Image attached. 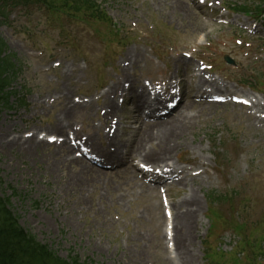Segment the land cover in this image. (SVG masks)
Wrapping results in <instances>:
<instances>
[{"label": "rangeland", "instance_id": "374dc122", "mask_svg": "<svg viewBox=\"0 0 264 264\" xmlns=\"http://www.w3.org/2000/svg\"><path fill=\"white\" fill-rule=\"evenodd\" d=\"M156 1L158 5L149 0H97L109 21L119 29L115 37L118 41H114L118 47L116 44L110 46L113 24L106 30L102 23H85L80 15L68 16L65 9L18 7L0 23L5 52L21 63L10 90L17 93L20 90L26 95L25 105L19 106L17 98L22 93L12 91L9 103L12 107L0 113V177L4 182V194L10 197L11 209L19 223L62 258L77 255L80 261L90 264H171L164 261V256L167 252L174 256L175 246L170 240L172 226L167 225L170 218L161 215V209L158 211V196L145 195L132 183L126 184L122 178L127 174L110 180L101 176L98 182H87L94 189L99 187L104 191L106 186L111 191L101 194L97 190L80 201L60 191L61 183L70 180L79 167L63 168L61 183L54 173L43 174L54 161L47 156L53 149L51 145L38 148L36 153L8 145L7 141L13 138L16 140L12 143L21 136L25 138L23 131L31 128H35L37 134L32 135L38 138L47 133L43 129L52 125L59 110L54 102L59 87H68L76 101L93 99L95 105L101 106L103 99L97 102L98 96L106 89L105 85H110L120 75L119 62L128 51L141 53L139 68L133 75L146 83L163 79L170 69L173 72V59L179 54L187 57L196 68L212 63L218 74L213 75V70L212 73L207 69L201 71L206 77L226 84L233 94L247 90L237 80H249L254 74L264 79V25L254 23L251 15H235L225 10L230 3L253 4L255 0H207L204 10L186 0L188 11L192 12L190 17L184 16L170 0ZM241 25H251V30ZM121 38L124 43L119 45ZM108 46L109 51L105 52ZM225 54L234 60L235 67L225 63ZM185 68L180 64L176 78H179L177 82L183 80V90L188 91L193 72L184 75ZM248 68L254 72H248ZM127 85L124 89H128ZM135 91L140 92L138 87ZM130 96L128 90L117 94L115 134L122 140L132 137L137 126L130 123L135 114V100ZM261 103L264 107V99ZM245 110L225 103L208 116L207 112L199 114L190 127L189 140L193 143L187 142L173 156L177 165L200 176L195 189L202 211L192 234L193 256L188 264H207L202 241L210 236L213 239L211 247L231 251L237 241L234 229L229 226L231 218L241 221L240 211L247 205L254 210L248 218L255 213L264 215V128L255 129L246 120ZM262 112L264 116V110ZM101 118L98 110L97 115L92 114L91 121L97 125ZM72 123L83 126L84 130L88 121L76 117ZM197 161H201L203 167H199ZM188 189L181 185L167 189L164 203L171 214L170 204L183 198ZM213 190L219 194L232 190L240 193L237 204L230 209V216L224 207L215 206L227 219L214 231L207 218L208 193ZM164 236L168 249L164 246ZM238 256L243 257V254ZM173 262L176 264L179 260ZM260 262L264 264L263 260Z\"/></svg>", "mask_w": 264, "mask_h": 264}, {"label": "bare ground", "instance_id": "6f19581e", "mask_svg": "<svg viewBox=\"0 0 264 264\" xmlns=\"http://www.w3.org/2000/svg\"><path fill=\"white\" fill-rule=\"evenodd\" d=\"M149 1H151L152 4L158 5L156 0ZM170 2L177 9H180V12H183L184 16L190 17L192 15V12L188 11V3L186 0H170ZM185 4L187 6H185ZM158 8L160 11H163L160 7ZM175 20L178 21L176 18ZM198 27L199 26H196L197 29ZM140 55L141 53L136 51L123 53L120 62V76L98 97L97 102L100 101V98L103 99L99 107L95 105L93 99L87 102L74 101L68 87H59L56 90L57 96L54 98V102L59 105V110L56 112L52 125L44 130L49 134H54L63 139H58L51 143L48 142L49 139L39 140L38 135L29 134V137L22 138L21 136L16 143H12V141L16 140L14 138L7 142L9 146L12 145L11 147L21 146V149L23 148L28 153L33 150L36 153L38 148H46V146L51 145L53 149L47 153V156L54 158V161L47 167L46 172L43 171V174L52 175L54 173L57 175L60 183L62 182L61 171L63 168L66 166L70 167L71 165L79 167L78 171H74V175L70 180L61 183L60 191H64L66 195L72 194L80 201L89 198V196L97 190H99L101 194H104V191L107 194L111 191H108V187L106 186L104 187V191L99 187L94 189L90 187L87 182L96 181L101 176H104L106 180H110L113 179L112 177L114 176L119 177L121 174H127V177L129 176L128 178L121 177L123 180L125 179V181H127V183L125 182L126 184L132 183L140 188L145 195L151 193L158 196V211L161 209V215H163L165 206L162 201V196L167 195L166 193L168 192L164 190V188L170 185H181L183 189H188L187 186H190L188 193H186L183 198L170 204L173 213L169 224L172 225L173 234L171 240L173 246H175V254L171 256L170 252H167L164 256V261L166 263L174 264L173 261L176 262V260H179L176 264H188L193 256L191 251V246L194 245L192 234L198 226L199 214L202 211V204L195 189V183L199 181L200 176L197 173H192L193 170L185 169L177 165L173 160V156L176 152L181 150L187 142L193 143L189 140L190 127L194 124L195 119H198L199 114L207 112L208 116L216 112L219 106L224 104V101L202 97L204 93L200 95L202 98L199 99H197L198 96L189 95L187 99L176 108L171 116L160 120L155 117H153L155 119H152L150 115L147 116L143 114L142 109L145 107L152 108L153 104L148 103L147 98L145 100L139 98L134 120L135 122H141V124L134 135L135 138L130 143L124 140H118L112 132L114 126L113 116L118 109L115 100L116 94L123 88V84L129 80H131L130 87L132 89L136 88L135 86L137 84L142 89L147 88L138 76L129 75L130 72L139 68ZM181 62H185L188 65L190 64L189 61H185L182 57L176 58L175 72L152 84L155 92L153 99L157 93V100L161 99L163 96L162 93L170 94L167 93V91H171L174 88V80L178 72L177 63ZM196 77L198 78L197 84L195 85L197 90L204 86H209L214 91H219L216 82L209 81L202 75L196 74ZM158 86L161 87L158 88ZM250 95L249 101L247 102V105L250 107L245 110V114L247 115L246 120L251 122L253 126H255V129L261 130L264 128V118H262V110H264V107L255 93L250 91ZM44 104L45 108L47 105L46 103ZM98 110L101 111L102 118L97 125H94L91 121V117L93 113L97 115ZM76 117L88 121L84 130L83 127H79L75 123H72ZM24 132L27 131L25 130ZM36 138L38 140H36ZM75 139L80 140L90 150L98 152L99 155L97 156H99V159L105 161L119 160L121 161L120 165H116L114 168L110 169L106 168L104 164H93L85 160L84 158H86V156L84 155V158L80 155H74L77 146H73L71 140ZM123 152L126 153L124 160L120 157ZM135 160L151 167L152 170L158 174H169L172 177L167 181L149 180L148 177L138 169L139 165L136 163L134 164ZM196 164L199 167H203L201 161H197ZM80 175L81 177L79 178L78 176ZM104 183L106 184V182ZM159 219L162 220V216H159ZM166 239L167 237L164 236V246L168 249Z\"/></svg>", "mask_w": 264, "mask_h": 264}, {"label": "trees", "instance_id": "16d2710c", "mask_svg": "<svg viewBox=\"0 0 264 264\" xmlns=\"http://www.w3.org/2000/svg\"><path fill=\"white\" fill-rule=\"evenodd\" d=\"M33 4L60 9L67 7V10L72 12L82 10L85 11L83 15L89 16L92 20L100 19L102 13L96 0H0V17H5L9 8L28 7ZM249 6L233 4V8L237 11L245 13L254 11L258 17H264V0H255V4L252 7ZM4 51L5 44L0 39V106L7 104L10 93L7 87L12 83L17 72L12 56L3 55ZM2 186L3 182L0 178V264H90L79 261L77 257H70L69 260L59 257L55 250L40 242L35 235L24 229L17 216L12 212L10 197L4 194ZM231 194L239 196V192L232 191ZM234 196L230 197L231 204ZM218 197L216 198L217 203L221 204L223 199L221 196ZM210 213V217L213 219L212 226L215 227V223L217 224L223 217L216 214L214 210H211ZM247 214L249 215V213ZM230 227L241 239L228 252L216 250V247L214 249L209 247L211 252L207 253L208 264H261V258H264L262 246L264 243V221L260 225L259 222L258 224L251 222L248 218H245V223L231 219ZM240 253H244V256L239 257Z\"/></svg>", "mask_w": 264, "mask_h": 264}]
</instances>
